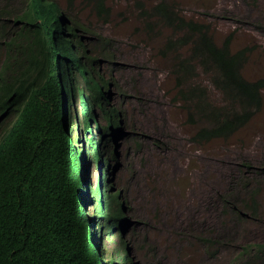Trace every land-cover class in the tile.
<instances>
[{"label":"trees","instance_id":"16d2710c","mask_svg":"<svg viewBox=\"0 0 264 264\" xmlns=\"http://www.w3.org/2000/svg\"><path fill=\"white\" fill-rule=\"evenodd\" d=\"M26 1L15 11L8 0H0V37L10 59L0 84V112H17V120L0 137V264H105L91 227L101 219L107 223L115 219L113 233L123 215L120 209H111L107 191L106 206L102 205L99 176L91 202L94 217H89L84 189L88 193L86 167L90 159L102 164L101 145L111 123L117 121V114L106 108L104 91L94 76L101 58L92 56L104 55L112 61L113 54L98 49L109 46L112 38L92 31L96 43L89 53L77 32L78 21L57 0ZM67 1V9L77 17L78 3L100 15L108 16L111 10L107 0ZM136 5L148 36L162 28L171 31L161 52L171 58L174 100L182 102L188 120L197 127L192 136L195 142L228 140L264 109V77L251 79L243 72L255 47L233 50L231 36L218 43L209 22L188 17L170 0L151 6L137 1ZM200 74L206 82L199 80ZM75 77L80 78L77 84L72 83ZM101 82L110 87L108 81ZM72 90L84 103L81 120L69 114L67 104L73 100L67 98ZM92 104L105 110L111 123L98 126ZM80 127L87 151L77 145L83 141ZM105 143L108 147L109 138ZM257 194L252 192L247 210L229 201L240 214L251 208L255 215L259 207L252 201ZM123 250L121 246L118 256L122 259ZM255 250H264V243L248 245L241 256ZM115 254L111 253L114 263Z\"/></svg>","mask_w":264,"mask_h":264},{"label":"rangeland","instance_id":"374dc122","mask_svg":"<svg viewBox=\"0 0 264 264\" xmlns=\"http://www.w3.org/2000/svg\"><path fill=\"white\" fill-rule=\"evenodd\" d=\"M8 1L17 11L21 0ZM137 1L151 6L158 0H107L108 16L77 5L90 31L113 40L98 47L113 54L112 61L100 55L98 70L111 81L110 105L123 111L121 132L107 137L110 147L104 146L102 160L113 185L108 191L120 192L128 222L114 229L110 239L103 227L104 261L123 246L127 259L117 264H264V250L241 256L248 245L264 243V109L228 140L195 142L197 127L182 102L174 100L171 58L161 52L171 31L162 28L148 36ZM170 1L188 17L209 22L218 43L231 36L233 50L255 47L243 72L251 79L264 77V0ZM5 49L0 37V72ZM199 80L206 82V77L200 74ZM75 105L80 117L77 99ZM96 111L98 124L105 123ZM16 117L5 118L0 136ZM90 166L94 188L101 168L93 161ZM254 190L257 213L252 215L251 208L237 212L229 200L247 210ZM88 214L94 215L93 206Z\"/></svg>","mask_w":264,"mask_h":264},{"label":"clouds","instance_id":"9594fccd","mask_svg":"<svg viewBox=\"0 0 264 264\" xmlns=\"http://www.w3.org/2000/svg\"><path fill=\"white\" fill-rule=\"evenodd\" d=\"M23 1H25V0H21L20 1V3L18 4V5H21L22 3H23ZM27 1H29V0H27ZM26 1V2H27ZM58 2H59V4H60V6L62 7V8H64L67 12H69L70 14H72V16H74L75 18H76V20L78 21V23H79V27H78V34L79 35H82L83 36V38H84V40L87 42V43H90L89 45H88V49H89V53L90 52H92V51H94L93 49H92V44H95L96 43V40H95V34L92 32V31H90V29L88 28V27H86L83 23H82V21H81V19H80V16H79V14H78V17L76 16V14L75 13H71V11H69L68 9H67V4H68V1L67 0H65V3L66 4H63L62 2H61V0L59 1V0H57ZM79 4V3H78ZM77 4V5H78ZM83 6V5H82ZM0 7H1V4H0ZM76 12H77V8H76ZM79 18V19H78ZM93 33V34H92ZM22 42H23V45H26L27 44V41L23 38L22 39ZM91 47V48H90ZM97 52V51H96ZM98 53V52H97ZM5 54H6V58H5V60H4V64H3V66H2V70H1V72H0V84H1V81H2V75L4 74V73H6L7 72V63H8V61L10 60V59H8V57H7V50L5 49ZM92 56H94V57H100V55H98V54H96V56H95V53H93L92 54ZM104 55H102V57H103ZM101 58V57H100ZM102 59V58H101ZM100 59V60H101ZM107 59V58H106ZM108 60H110V58L108 59ZM111 61V60H110ZM100 62V61H99ZM99 62H98V64L96 65V67H95V74H94V76H95V78H96V80L98 81V83L100 84V88H101V90L102 91H104V95H105V106H106V108L108 109V110H113L116 114H117V121L116 122H113V123H111L110 121H109V119L106 117V113H105V110H101V109H99L98 108V106L97 105H91L92 106V108L94 109V113H95V115H96V117H97V111H96V109H99V111L101 112V116L105 119V123H102L101 125L100 124H98V122H97V119H96V117H95V123L96 124H98V126H100L101 128L103 127L104 128V126H106V125H108V123H111V124H113L111 127H112V129L110 130V131H108L107 133H108V136H112V135H114V134H118V133H120L121 132V130H120V125L122 124V116H123V111H118L116 108H114V107H112L111 105H110V100H109V98L107 97V94H108V92L111 90V81H109V80H107L106 78H103L101 75H100V73H99V70H98V65H99ZM14 71H15V73H14ZM15 74H16V70H15V68L13 69V75L15 76ZM79 77H78V79H77V77H75L74 78V80H73V82L72 83H74V84H77L78 83V81H79ZM101 79H104V81L106 80V81H108L109 83H110V87L109 88H106L107 86H104L103 85V83L101 82ZM82 87V84L80 85V87L79 88H81ZM110 94V93H109ZM72 97V100H73V103L71 104V105H69V103L67 104V107H68V109H69V114H71L72 116H73V118L74 119H80L81 120V116H82V112H83V109H84V103H83V101H82V99H81V97L79 96V95H75L74 96V94H73V90H72V92H71V94L68 96V101L70 100V98ZM78 100L79 101V103H80V106H81V116L79 117V114H78V110H77V107H76V105H75V100ZM17 112H14V113H10L9 112V110H7V111H4V112H0V124L5 120V118L8 116V115H14V114H16ZM15 120H17V117H16V119ZM15 122V121H14ZM13 122V123H14ZM12 125V124H11ZM10 125V126H11ZM9 126V127H10ZM8 127V128H9ZM78 127H79V125L77 124L76 125V130H78ZM96 128V127H95ZM80 129L82 130L81 131V139L83 140V141H81L80 143H78L77 145H80V146H82L80 149L81 150H89V146H88V143H87V141L85 140V133L83 132V128L82 127H80ZM8 129H5V131L1 134V136L3 135V134H5L6 133V131H7ZM76 130H74V133H73V136L75 137V135H76ZM95 130V129H94ZM0 131H1V127H0ZM77 133H78V131H77ZM0 136V137H1ZM107 136V137H108ZM107 137L105 138V139H107ZM105 139L103 140V146L101 145V147H102V159H103V154H104V151H103V148H104V146H106L107 147V143H105ZM110 141H111V138H109V143H110ZM110 146H108V148H109ZM108 148H104V150H106V149H108ZM111 150V149H110ZM111 156L113 157V158H116V154H115V151H112L111 152ZM104 160V159H103ZM103 160H102V164L101 165H98V167L99 168H101V172L99 173V176H100V179H101V181H102V183H101V187H102V197H103V200H102V205L103 206H106V201H107V197H106V194H105V192L107 191L108 193H109V191H108V189H110L113 185L112 184H109L108 183V178H109V176H108V168H107V166H106V168L103 170V165H104V163H105V161L103 162ZM91 161H93V163L95 164V161L94 160H92V159H90V162H89V168H87L86 167V182H87V184H88V193H87V189H84V194L86 195V197H85V199H86V201H88L87 202V204H86V209H87V212H88V207L89 206H93V208L95 209V207H94V205L91 203L92 202V200H93V198H94V194H93V191H94V188L96 187H94V188H92V185L89 183V171H90V163H91ZM109 162V160H106V164ZM107 173V178H105L104 179V175ZM99 176H98V180H99ZM105 182V183H104ZM106 184H109L110 185V187H108V189H106ZM91 186V187H90ZM91 189V190H90ZM117 193H119V197H118V199H115V194H117ZM92 195H93V197H92ZM109 197H110V206H111V209L113 210V211H116L117 209H120L121 210V212H122V215H123V219L119 222V223H116V224H114V229H116V228H119V227H122V225L124 224V223H126V222H128L126 219H124V212H123V207H122V205H121V201H120V192H114V193H109ZM117 203V206L116 207H114L113 206V203ZM89 215V214H88ZM89 217H94V215L93 216H90L89 215ZM113 220H115V219H112V221H109L108 223H107V221L106 220H104V219H101V221L100 222H102V224H104L102 227H101V223L99 222V223H97L95 226H94V229L91 227V237H92V240H93V242H94V244L95 245H97L99 242H100V236H101V234H102V232H103V227L105 226L106 228L104 229L105 231H107L108 233H109V239H110V235H112L113 233H111V231H110V228L111 227H113ZM114 229H113V232H114ZM99 233V234H98ZM101 243V242H100ZM101 246H102V255H101V259H102V261H103V263H105V264H117V263H119V260L118 259H122L121 257H119L118 255H116L115 254V256L117 257V262L116 263H114V262H112L111 261V253H110V260L109 261H107V262H105L104 261V255L106 254V252H104V249H103V245L101 244ZM123 252H124V250H123ZM109 254V253H108ZM123 256H124V253H123ZM123 259H127V255L125 254V257L123 258Z\"/></svg>","mask_w":264,"mask_h":264}]
</instances>
